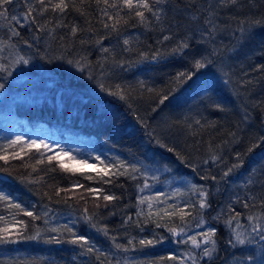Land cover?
Returning <instances> with one entry per match:
<instances>
[{
  "label": "trees",
  "instance_id": "obj_1",
  "mask_svg": "<svg viewBox=\"0 0 264 264\" xmlns=\"http://www.w3.org/2000/svg\"><path fill=\"white\" fill-rule=\"evenodd\" d=\"M0 116L128 162L0 140V264H264V0H0Z\"/></svg>",
  "mask_w": 264,
  "mask_h": 264
},
{
  "label": "rangeland",
  "instance_id": "obj_2",
  "mask_svg": "<svg viewBox=\"0 0 264 264\" xmlns=\"http://www.w3.org/2000/svg\"><path fill=\"white\" fill-rule=\"evenodd\" d=\"M25 126V125H24ZM23 124L18 122H11L8 117L0 116V140L6 139L10 140L11 137L13 143H18L15 145H24L25 147L39 148L43 152L50 153L57 157L62 165L66 168L75 171H85L94 176H111L115 171L127 168V163L125 160L117 156L109 148L102 146V144L92 141L90 138H85L82 136L77 137H56L53 130L47 128H37L35 130H24ZM43 127V126H42ZM58 136V135H57ZM142 163L140 164V166ZM140 168L141 175L147 180L145 183L146 188H155L153 181L156 180L157 176L160 177V172L148 170L149 166L145 165ZM150 169V168H149ZM163 190H166L168 194L173 191L180 190L178 184L172 185L170 180L163 179ZM149 189L148 191H152ZM145 192V198L147 203L150 204L153 201H157L161 196L153 197L154 193ZM4 194L0 192V196ZM153 198V199H152ZM7 200L6 198H4ZM14 203V202H13ZM8 202L6 205V213L13 212L15 210L14 204ZM16 217L13 215L1 216L0 217V236H9L18 232V225H15ZM184 229L179 231V234H183ZM201 244L206 243L204 238L200 239ZM245 242V238L242 237V243ZM264 243V237L261 239ZM259 254V252L253 251L251 249L246 252H242V257H247L251 254ZM263 259L259 257L254 262H261ZM242 262H247L242 260Z\"/></svg>",
  "mask_w": 264,
  "mask_h": 264
}]
</instances>
